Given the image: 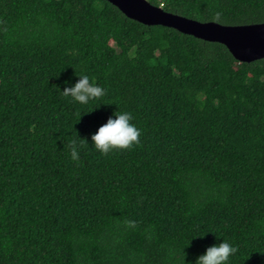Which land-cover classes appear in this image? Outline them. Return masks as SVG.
<instances>
[{
    "label": "trees",
    "instance_id": "obj_1",
    "mask_svg": "<svg viewBox=\"0 0 264 264\" xmlns=\"http://www.w3.org/2000/svg\"><path fill=\"white\" fill-rule=\"evenodd\" d=\"M148 1L264 23V0ZM75 73L104 95L62 96ZM114 110L139 143L101 155L91 134ZM219 239L228 264H264V59L105 0H0V264H194Z\"/></svg>",
    "mask_w": 264,
    "mask_h": 264
},
{
    "label": "water",
    "instance_id": "obj_2",
    "mask_svg": "<svg viewBox=\"0 0 264 264\" xmlns=\"http://www.w3.org/2000/svg\"><path fill=\"white\" fill-rule=\"evenodd\" d=\"M127 18L147 26L172 28L197 39L223 44L239 62L264 59V23L228 26L165 11L148 0H105Z\"/></svg>",
    "mask_w": 264,
    "mask_h": 264
},
{
    "label": "clouds",
    "instance_id": "obj_3",
    "mask_svg": "<svg viewBox=\"0 0 264 264\" xmlns=\"http://www.w3.org/2000/svg\"><path fill=\"white\" fill-rule=\"evenodd\" d=\"M76 76L78 79L74 83L65 81L63 89L58 87L62 96L80 104H87L90 100L104 95V88L88 74L81 73ZM132 120L131 112L114 110L107 118V122L101 124L91 134L90 144L101 155L131 149L139 143L141 135V130L132 123ZM69 153L72 160L79 159V145L76 140L70 142ZM235 252L236 247L233 244L226 239H219L218 243L208 246L198 255L194 264H228L230 256Z\"/></svg>",
    "mask_w": 264,
    "mask_h": 264
}]
</instances>
